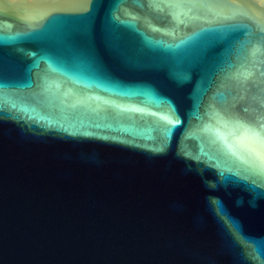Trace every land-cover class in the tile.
Here are the masks:
<instances>
[{"label":"water","instance_id":"95a60500","mask_svg":"<svg viewBox=\"0 0 264 264\" xmlns=\"http://www.w3.org/2000/svg\"><path fill=\"white\" fill-rule=\"evenodd\" d=\"M0 3V264H264V8Z\"/></svg>","mask_w":264,"mask_h":264},{"label":"bare ground","instance_id":"6f19581e","mask_svg":"<svg viewBox=\"0 0 264 264\" xmlns=\"http://www.w3.org/2000/svg\"><path fill=\"white\" fill-rule=\"evenodd\" d=\"M86 0H0V3L15 7L19 6L26 8L27 13L34 15L44 13L45 11L64 5H74L83 3ZM262 8H264V0H255Z\"/></svg>","mask_w":264,"mask_h":264},{"label":"rangeland","instance_id":"374dc122","mask_svg":"<svg viewBox=\"0 0 264 264\" xmlns=\"http://www.w3.org/2000/svg\"><path fill=\"white\" fill-rule=\"evenodd\" d=\"M25 9V8H24Z\"/></svg>","mask_w":264,"mask_h":264}]
</instances>
